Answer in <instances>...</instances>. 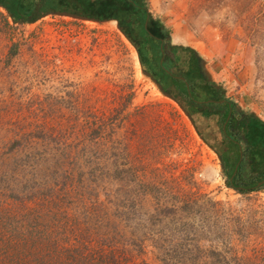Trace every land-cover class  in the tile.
<instances>
[{
	"label": "rangeland",
	"instance_id": "374dc122",
	"mask_svg": "<svg viewBox=\"0 0 264 264\" xmlns=\"http://www.w3.org/2000/svg\"><path fill=\"white\" fill-rule=\"evenodd\" d=\"M145 2L223 96L264 121V0ZM209 131L147 76L117 21L14 22L0 7V211L15 200L26 218L22 197L52 211L20 220V235L38 222L117 237L146 264H264V189L228 187ZM108 191L113 207L86 209Z\"/></svg>",
	"mask_w": 264,
	"mask_h": 264
},
{
	"label": "flooded vegetation",
	"instance_id": "af4514ba",
	"mask_svg": "<svg viewBox=\"0 0 264 264\" xmlns=\"http://www.w3.org/2000/svg\"><path fill=\"white\" fill-rule=\"evenodd\" d=\"M109 12L119 17V11ZM129 26L147 76L160 90H168L163 93L171 99L181 100L186 114L198 129L204 130L205 124L209 128L208 134L219 151L217 155L227 183L234 181L237 189L243 192L264 189V137L260 140L256 137V117L239 110L234 101L225 98L222 89L206 75L198 55L188 47L171 43L158 19L146 12L144 27L149 30L146 36L139 30L138 23H130ZM199 119L202 123L207 121L202 124ZM213 121L220 138L214 132L216 126L210 125ZM228 158L233 161L230 176L225 165ZM247 174L252 179H247Z\"/></svg>",
	"mask_w": 264,
	"mask_h": 264
},
{
	"label": "trees",
	"instance_id": "16d2710c",
	"mask_svg": "<svg viewBox=\"0 0 264 264\" xmlns=\"http://www.w3.org/2000/svg\"><path fill=\"white\" fill-rule=\"evenodd\" d=\"M0 7L8 13L9 17L12 18L14 22L33 23L44 16L30 17L28 15L26 17L21 16L20 18H16L8 7L1 3ZM103 9H107V12H103ZM110 10L119 11V17H115L113 13L109 12ZM58 12L79 14L87 19L115 20L132 42H134V40L129 26L130 23H138L140 26L139 30L142 32L143 36L149 33L148 28L144 27L146 12L149 14L145 0H77V3L75 1V4L69 9H60ZM166 32L168 33V31ZM134 45L136 47L135 42ZM150 55L153 57L151 51ZM157 58L158 56L156 59ZM140 63L143 70H147L142 64V59ZM182 90L184 93V87H182ZM161 91L167 92L168 90L162 88ZM176 101L185 111V107L181 100L178 101V99H176ZM255 124L256 137L260 140L262 136L264 137V122L255 118ZM209 145L216 153H219L216 146ZM232 162V159L229 158L227 162H225L228 176H230V172L232 171ZM97 179L98 178L95 180ZM227 185L230 188L238 190L234 181L228 182ZM118 193L119 191L113 195L111 191L105 192L104 196L106 199L102 201H97V197L91 194L86 209H89V211L100 209L99 206H101V203L105 204L103 208H106V205L113 207L116 196V201L118 200ZM17 199L27 206H23L21 217L25 215L28 216L26 218H20V220L30 222L31 216L36 212L44 213V218H51L50 215L52 211L47 210L46 213L43 212V207H41L39 201L36 203L29 201L27 203V201H23L26 199L25 197ZM11 204L16 206L21 205L17 201L12 200L10 204H5L3 211H0V264H146L144 261L139 260L140 256L135 253V249L131 244L121 242L117 237H91L89 235L86 237H59L61 234L59 233L57 235V229L60 227L59 225L55 226L52 224L50 226H44L42 224L40 227L38 222H35L34 225L39 227V233H36L34 236H30V232H27L28 234L25 236L20 235L18 233V228L20 227H16L20 220L15 218L18 209ZM30 205L32 207H29ZM115 208H119V206L115 205ZM86 221L89 220L86 219ZM47 230H49V234H45L48 232ZM248 262H250V260H248Z\"/></svg>",
	"mask_w": 264,
	"mask_h": 264
},
{
	"label": "crops",
	"instance_id": "0c3cea01",
	"mask_svg": "<svg viewBox=\"0 0 264 264\" xmlns=\"http://www.w3.org/2000/svg\"><path fill=\"white\" fill-rule=\"evenodd\" d=\"M75 1L77 3V0H0V3L8 7V9L13 12L14 10H17L19 13H13V14L16 18H20L21 16L26 17L28 15L30 17H37V16H42V15H47V14H53V13L58 12V10L60 9L61 10L69 9L73 4H75ZM45 7L47 8L45 12L47 14H41V12L39 11H41V9ZM55 7H57L58 10L57 9L54 10L53 8ZM258 117L259 116H256V118ZM258 119H260V117Z\"/></svg>",
	"mask_w": 264,
	"mask_h": 264
},
{
	"label": "water",
	"instance_id": "95a60500",
	"mask_svg": "<svg viewBox=\"0 0 264 264\" xmlns=\"http://www.w3.org/2000/svg\"><path fill=\"white\" fill-rule=\"evenodd\" d=\"M55 14H58V15H62V16H69V17H72V18H77V19H87L81 15H77V14H70V13H65V12H56ZM166 96H169L167 94H165ZM170 97V96H169Z\"/></svg>",
	"mask_w": 264,
	"mask_h": 264
}]
</instances>
